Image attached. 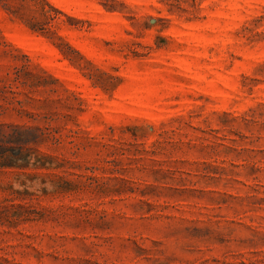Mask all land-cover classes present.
Segmentation results:
<instances>
[{
    "label": "rangeland",
    "instance_id": "rangeland-1",
    "mask_svg": "<svg viewBox=\"0 0 264 264\" xmlns=\"http://www.w3.org/2000/svg\"><path fill=\"white\" fill-rule=\"evenodd\" d=\"M0 264H264V0H0Z\"/></svg>",
    "mask_w": 264,
    "mask_h": 264
},
{
    "label": "trees",
    "instance_id": "trees-1",
    "mask_svg": "<svg viewBox=\"0 0 264 264\" xmlns=\"http://www.w3.org/2000/svg\"><path fill=\"white\" fill-rule=\"evenodd\" d=\"M30 132V130L5 127L0 124V170L36 168L38 161L29 152L20 151L21 146L35 143L36 140L28 138Z\"/></svg>",
    "mask_w": 264,
    "mask_h": 264
}]
</instances>
